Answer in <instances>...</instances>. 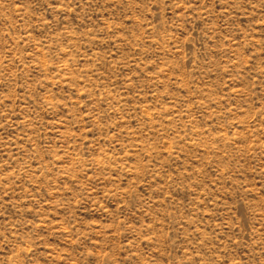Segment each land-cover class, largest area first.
I'll list each match as a JSON object with an SVG mask.
<instances>
[{"label": "rangeland", "instance_id": "rangeland-1", "mask_svg": "<svg viewBox=\"0 0 264 264\" xmlns=\"http://www.w3.org/2000/svg\"><path fill=\"white\" fill-rule=\"evenodd\" d=\"M0 264H264V0H0Z\"/></svg>", "mask_w": 264, "mask_h": 264}]
</instances>
